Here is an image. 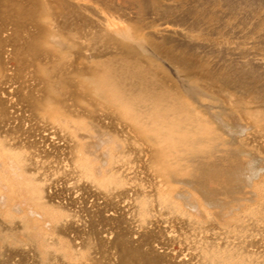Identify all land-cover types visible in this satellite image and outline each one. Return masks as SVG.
I'll list each match as a JSON object with an SVG mask.
<instances>
[{
  "label": "rangeland",
  "instance_id": "rangeland-1",
  "mask_svg": "<svg viewBox=\"0 0 264 264\" xmlns=\"http://www.w3.org/2000/svg\"><path fill=\"white\" fill-rule=\"evenodd\" d=\"M98 16L136 28L126 42L170 73L227 150L176 179L131 118L63 87L54 73L81 66L74 40L99 46ZM35 41L55 66L36 64ZM261 117L264 0H0V264H264Z\"/></svg>",
  "mask_w": 264,
  "mask_h": 264
},
{
  "label": "bare ground",
  "instance_id": "bare-ground-1",
  "mask_svg": "<svg viewBox=\"0 0 264 264\" xmlns=\"http://www.w3.org/2000/svg\"><path fill=\"white\" fill-rule=\"evenodd\" d=\"M44 4L46 11L48 9L53 10L50 4L47 2ZM30 5H33L30 7L31 13H34L38 3L33 2ZM56 5L62 11L64 6L60 3ZM70 5L81 10L90 8L85 3ZM87 15L91 18L89 13ZM110 18L111 16L105 17L104 21L99 16L95 18L96 22L102 26L104 24L98 47H86L84 41L80 39V41H73L72 47H75L76 58H78L81 66L76 68L70 65L72 62L64 63L57 68L54 74L60 75L59 78L64 88L73 85L75 88L73 92L77 93L78 97L85 98V101H94L92 96L96 94L102 103L115 106L118 113L131 118L138 133L146 137L152 143L153 149L157 150L155 151V163L167 170L170 175L173 174L176 179L179 178L180 180L192 176L193 173L199 171L197 167L206 162V156L217 151L220 152V150H227L228 143L226 144L215 127L202 117L196 114L191 116L193 113L187 110L186 104L180 98L181 94L174 87L176 83L173 82V77L163 69L160 63L145 56L139 48L140 46H137L136 41L126 42V36L132 39L140 38L136 28L131 30L132 32L130 29H117V27L112 26L115 25L114 19ZM84 19L86 21L87 18ZM115 33L117 37H115ZM117 34H122V38H119ZM147 39L148 41L145 40L149 43V47L151 46L161 54L162 45L158 42L153 43L151 35H147ZM40 46L42 45L36 41L33 43L31 54L37 55L33 57V60L36 64L45 60L49 63H45L46 66L53 64L55 66L58 58L54 57L53 48H46L43 51ZM91 49L100 55H95V58L92 59L91 53L88 54ZM29 51L31 50L29 49ZM148 61L154 67L151 65L148 67L146 65ZM161 61L168 65L162 58ZM171 70L174 74L175 70ZM69 71H72L77 80L67 76ZM63 75L67 77L64 78ZM71 90H66L65 95H70ZM147 103L156 107L152 106L145 109ZM178 112L181 116L176 117L175 114ZM257 119L260 122L264 121L263 117ZM185 122H188V125H185ZM223 143L225 145L221 146Z\"/></svg>",
  "mask_w": 264,
  "mask_h": 264
}]
</instances>
